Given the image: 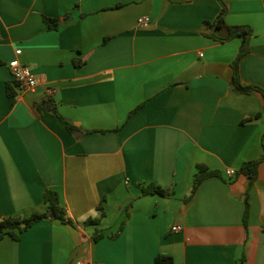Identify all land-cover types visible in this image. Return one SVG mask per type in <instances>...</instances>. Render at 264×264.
Listing matches in <instances>:
<instances>
[{"label": "crops", "instance_id": "crops-1", "mask_svg": "<svg viewBox=\"0 0 264 264\" xmlns=\"http://www.w3.org/2000/svg\"><path fill=\"white\" fill-rule=\"evenodd\" d=\"M223 1L225 22L252 31L240 81L264 89V0ZM220 8L218 0H0V217L43 211L50 188L73 221L42 219L18 239L4 235L0 264H160L159 255L168 264H264V159L251 183L239 170L263 154L264 97L233 87L243 38L209 36L205 22ZM16 49L37 78L34 91L13 83ZM46 99L58 114L37 113ZM200 163L219 174L189 197ZM148 183L170 192L143 194ZM98 205L100 224H83ZM96 227L103 236L93 240Z\"/></svg>", "mask_w": 264, "mask_h": 264}, {"label": "trees", "instance_id": "trees-1", "mask_svg": "<svg viewBox=\"0 0 264 264\" xmlns=\"http://www.w3.org/2000/svg\"><path fill=\"white\" fill-rule=\"evenodd\" d=\"M218 1L221 4L219 13L212 21L205 22L210 28L209 36L219 41H226L235 36H242L243 38L239 51L231 63L233 69L231 82L233 84V87L238 92H250L251 90H259L264 97V89H262L257 85H244L241 83L239 78L238 64L241 57L248 51L249 35L252 32L251 28L246 25L227 24L224 20V16L226 13L225 3L223 0H218ZM44 20L50 28H55L58 24L57 18L44 16ZM13 83L17 85V83L14 80ZM6 91L9 96H15L16 94L14 90V85H12L11 83L6 84ZM34 106H35V110L39 114L45 111L51 112L53 114H58L56 107L53 104H51V101H49L48 99L35 103ZM262 145H263V154L259 158L244 161L239 168L241 172L245 173L249 177L250 179L249 183H251V181L256 177L258 163L262 159H264V133L262 135ZM217 174H219L218 170L210 169L206 165L201 163L197 164V172L194 173L191 181V189H190L189 197L192 196L197 186L205 178ZM141 191L143 194H158L161 196L167 195L170 192L169 189L163 188L153 183L142 185ZM43 201L45 204V208L41 212H33L28 216L8 215V216L0 217V238H2L4 235H9L13 239H18L20 232H23L32 224L42 219H53V220H59L60 222L63 223L73 224L72 219L67 216L65 208L61 204L59 194L56 190L50 188L45 189L43 193ZM97 208L100 211L99 215L95 217L92 216L87 217L83 221V224L95 225V226L100 224L101 219L105 215V213L101 205H98ZM247 212H248V203L246 202L245 210L243 214L244 221H246ZM116 234L117 233L113 234V237L116 236ZM102 236L103 234L100 231L99 227H96L95 231L91 235L93 240H98ZM155 261L160 264H168L172 261V258L169 256L159 255L155 257Z\"/></svg>", "mask_w": 264, "mask_h": 264}, {"label": "built area", "instance_id": "built-area-1", "mask_svg": "<svg viewBox=\"0 0 264 264\" xmlns=\"http://www.w3.org/2000/svg\"><path fill=\"white\" fill-rule=\"evenodd\" d=\"M148 20V17H142L138 19V22H144ZM21 50L16 49L15 54L16 57L12 58L7 66L11 73L12 79L17 83L18 89L21 92L25 91H34L36 84H37V78L35 74L31 71L30 67L24 63H22L18 59V55L20 54ZM46 96H50L53 94L54 90L52 88H46ZM225 173L228 176H232L234 171L232 169H226ZM180 229L179 225H173L171 226V230H178ZM76 264H84L82 261L77 262Z\"/></svg>", "mask_w": 264, "mask_h": 264}]
</instances>
